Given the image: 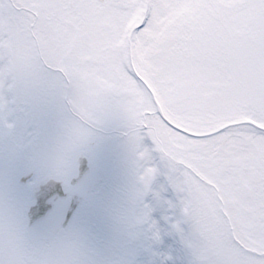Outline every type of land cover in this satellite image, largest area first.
I'll return each instance as SVG.
<instances>
[{
	"label": "snow or ice",
	"instance_id": "snow-or-ice-1",
	"mask_svg": "<svg viewBox=\"0 0 264 264\" xmlns=\"http://www.w3.org/2000/svg\"><path fill=\"white\" fill-rule=\"evenodd\" d=\"M0 264H264V0H0Z\"/></svg>",
	"mask_w": 264,
	"mask_h": 264
},
{
	"label": "rangeland",
	"instance_id": "rangeland-1",
	"mask_svg": "<svg viewBox=\"0 0 264 264\" xmlns=\"http://www.w3.org/2000/svg\"><path fill=\"white\" fill-rule=\"evenodd\" d=\"M81 70L84 72L89 71L88 68H83ZM107 164H108L109 168H111L113 171V174L110 177H107V179H109L110 182H114L117 178V174L119 171V158H118V156L115 153L111 154L107 160Z\"/></svg>",
	"mask_w": 264,
	"mask_h": 264
}]
</instances>
